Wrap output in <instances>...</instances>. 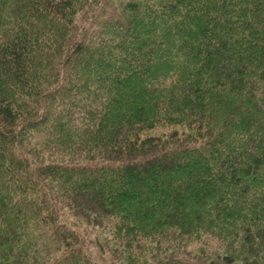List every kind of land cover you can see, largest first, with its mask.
<instances>
[{"label": "trees", "instance_id": "16d2710c", "mask_svg": "<svg viewBox=\"0 0 264 264\" xmlns=\"http://www.w3.org/2000/svg\"><path fill=\"white\" fill-rule=\"evenodd\" d=\"M75 226L264 264V0H0V264H98Z\"/></svg>", "mask_w": 264, "mask_h": 264}, {"label": "rangeland", "instance_id": "374dc122", "mask_svg": "<svg viewBox=\"0 0 264 264\" xmlns=\"http://www.w3.org/2000/svg\"><path fill=\"white\" fill-rule=\"evenodd\" d=\"M176 132L179 133L180 136L181 135L183 136L191 135L188 128H186L185 126H180V125H164V126L159 125L155 127L154 129L146 132V135H151L155 137H158V136L167 137ZM75 228L76 230H79L83 232L84 234H86L87 238L90 241L88 248L93 258L96 260V262L98 264H111L112 258L106 251H104L101 248V246L97 242V240H100L97 234L94 231H92L90 228H86L84 226H75ZM205 240L207 241L205 245L206 247L205 249H208L210 251H215L219 247L220 242L217 239L208 237V238H205ZM199 249L200 250L204 249V243L200 241L193 242L192 244L187 246V250L191 252L199 251Z\"/></svg>", "mask_w": 264, "mask_h": 264}]
</instances>
